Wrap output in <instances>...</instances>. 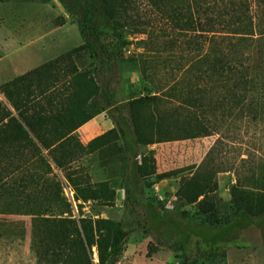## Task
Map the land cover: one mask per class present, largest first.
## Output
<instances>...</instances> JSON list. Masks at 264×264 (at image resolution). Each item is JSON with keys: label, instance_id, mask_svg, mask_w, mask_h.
Returning <instances> with one entry per match:
<instances>
[{"label": "trees", "instance_id": "trees-1", "mask_svg": "<svg viewBox=\"0 0 264 264\" xmlns=\"http://www.w3.org/2000/svg\"><path fill=\"white\" fill-rule=\"evenodd\" d=\"M57 1L75 19L83 42L0 86V95L6 100L4 104L0 101V166L8 162L0 167L5 177L0 178V189L23 169L9 168L10 160L21 159L22 153L13 150L19 142L31 147L41 162L48 160L55 170L64 171L72 169L66 165L79 163V157L94 152L106 140L107 147L99 154L110 152L125 169L123 206L131 223L153 234L158 244L181 248L188 264H197L200 255L211 256L229 246H239L235 233L264 227V161H250L251 155L246 153L239 166L212 164L221 144L217 140L180 188L186 204L197 202L198 221L194 222L186 210L170 217L160 203L147 196L151 178L164 176L156 174L150 153L139 152L142 146L219 133L223 139L236 118L251 119L252 114L264 113H257L256 102L264 92V54L257 58L236 56L237 49L253 41L254 34L259 35L258 43L264 40V0H145L160 16L185 18L192 34L187 41L193 50L176 70L194 71L195 82L184 86L176 83V89L153 88L121 102L111 86L130 44L124 36L128 1ZM250 3L252 9L256 7L254 13ZM198 46L203 53L195 55ZM72 57L81 68L72 64ZM256 59L257 66L248 68ZM85 62L89 63L88 70ZM130 62L138 64L137 60ZM103 112L110 113L113 128L82 145L75 132ZM78 170L76 166V173ZM232 170L236 183L231 216L223 222L214 215L211 194L216 189L215 176ZM40 216L41 228H34L36 264H112L129 234L122 221ZM93 249L97 263L92 261Z\"/></svg>", "mask_w": 264, "mask_h": 264}, {"label": "rangeland", "instance_id": "rangeland-1", "mask_svg": "<svg viewBox=\"0 0 264 264\" xmlns=\"http://www.w3.org/2000/svg\"><path fill=\"white\" fill-rule=\"evenodd\" d=\"M127 1V32L124 36L130 44L124 62L120 64L117 80L111 86L116 100L121 102L130 95L147 94L153 88L166 86L167 89H176V83L180 82L181 86L193 84L194 71L176 70L192 53L191 43L187 41L192 34L183 21L185 18L160 16L145 0ZM249 6L254 13L256 7L252 9L253 3ZM258 37L254 34L251 37L253 41L241 45L236 56L257 58L263 55L264 40L258 43ZM198 40L201 41L200 38ZM82 42L75 19L57 0H0V86L71 52ZM260 44H263L261 48ZM202 53L201 46H198L195 55ZM133 60H137L138 64L132 65L130 61ZM257 63V59L251 61L248 68H255ZM72 64L82 67L75 57H72ZM88 64H84L87 70L90 68ZM0 101L3 104L6 102L1 95ZM256 102L259 114L264 110V92ZM103 113L104 118L111 120L109 112ZM250 118H236L237 121L229 124V131L223 139L219 133L140 147L141 154L152 155L156 174L164 176L160 180L151 178V185L146 189L147 196L160 203L170 217L186 210L194 216L192 221H198L195 215L198 212L197 202L186 204L180 188L183 181L203 163L217 140L223 145L217 146L212 164L239 166L246 153L251 155L250 161H264V113L252 114ZM221 120H216L219 126ZM223 128L224 125L221 131ZM107 131L104 127L100 128L99 135L87 142L82 141L77 131L74 136L86 145ZM99 145L102 146L94 152L79 157V163L66 165L72 169L64 171L55 170L48 160L41 162L31 147L20 142L13 149L19 150L22 156L19 161L10 160L9 168L23 169L15 172L0 189V264H36L34 228H41L38 224L40 214L44 217L62 215L75 221H122L129 234L112 264H188L181 248L170 249L160 245L153 234L131 223L123 206L125 169L110 152L99 154L107 147L106 140ZM7 163H1L0 167ZM2 174L0 178L5 179ZM67 175L71 177L66 178ZM214 181L216 189L211 194L213 212L224 222L231 216V194L236 176L233 170L221 172ZM89 196H96L99 200ZM234 237L239 246H229L211 256L200 255L196 259L197 264H264V227H249L235 233ZM92 261L97 263L95 249L92 250Z\"/></svg>", "mask_w": 264, "mask_h": 264}, {"label": "crops", "instance_id": "crops-1", "mask_svg": "<svg viewBox=\"0 0 264 264\" xmlns=\"http://www.w3.org/2000/svg\"><path fill=\"white\" fill-rule=\"evenodd\" d=\"M104 114L105 113H101L97 115L92 120L78 128L77 133L80 135L82 141L87 142L91 137L99 135V130L102 127L106 128V130L113 128L112 121L108 118H104Z\"/></svg>", "mask_w": 264, "mask_h": 264}]
</instances>
